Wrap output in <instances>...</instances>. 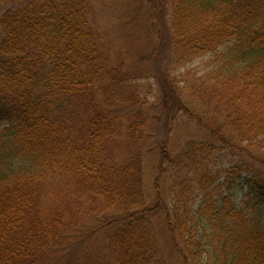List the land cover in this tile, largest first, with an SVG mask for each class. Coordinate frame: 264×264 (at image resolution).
<instances>
[{
	"label": "trees",
	"instance_id": "16d2710c",
	"mask_svg": "<svg viewBox=\"0 0 264 264\" xmlns=\"http://www.w3.org/2000/svg\"><path fill=\"white\" fill-rule=\"evenodd\" d=\"M163 4L175 65L213 55L198 122L264 165V0H143L151 12ZM92 15L89 0H14L0 18V264H62L77 252L98 264H162L151 223L160 184L153 205L143 178L145 119L130 115L125 131L114 110L120 69ZM208 145L175 157L168 143L157 148L160 178L174 170L165 209L175 249L183 264H264V180L252 172L225 190L233 175L209 171ZM79 202L93 224L79 223Z\"/></svg>",
	"mask_w": 264,
	"mask_h": 264
},
{
	"label": "rangeland",
	"instance_id": "374dc122",
	"mask_svg": "<svg viewBox=\"0 0 264 264\" xmlns=\"http://www.w3.org/2000/svg\"><path fill=\"white\" fill-rule=\"evenodd\" d=\"M13 1L0 0V18L13 7ZM89 1L92 3L94 15L91 25L103 36L113 64L120 69L118 78L123 92L121 97H114V110L123 120L125 131L128 128L125 119L130 115L137 114L141 119H145V191L155 205L157 202L153 187L160 184V197L163 199L151 214L159 258L162 264H183V259L175 249L177 244L166 225V212L176 198L175 193L171 196L170 187L174 181V170L169 168L167 175L160 178L158 146L168 143L172 157H175L191 143L209 144V152L214 155V158L209 159V171L223 182L227 181L229 175H233L230 178L232 185L226 182L225 190L245 186L247 177L252 172L264 180V165L258 163L259 167L256 168L248 159L239 158L235 148H229V143L226 144L229 147H223L218 139L219 132L213 130L215 126L202 119L201 123L198 122V118L207 116L208 111V98L201 92L204 87L199 78L212 71L209 62L213 55H204L184 66L175 65L169 42L172 37L171 16L164 4L159 7L160 10L151 12L149 6L143 5V0ZM173 107L178 108L179 112H169ZM220 137L223 140V134ZM237 147H240L239 144ZM240 161L247 166L232 174L233 165L239 164ZM87 200H90V195ZM194 201H198V198H194L193 204ZM80 203H71L75 215L78 211L82 214L76 215L79 223L93 224V215L84 210ZM166 206L168 210L165 209ZM102 241L103 237H94L87 244L93 248L99 246ZM82 247L90 250L88 246ZM100 261L101 256L97 254L86 255L77 252L74 258L62 264H98Z\"/></svg>",
	"mask_w": 264,
	"mask_h": 264
}]
</instances>
